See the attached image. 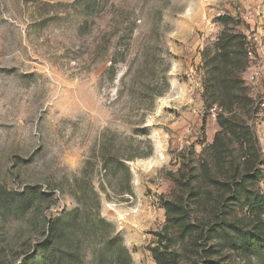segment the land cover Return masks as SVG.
Listing matches in <instances>:
<instances>
[{
	"label": "rangeland",
	"instance_id": "obj_1",
	"mask_svg": "<svg viewBox=\"0 0 264 264\" xmlns=\"http://www.w3.org/2000/svg\"><path fill=\"white\" fill-rule=\"evenodd\" d=\"M260 101L264 0H0V264H264Z\"/></svg>",
	"mask_w": 264,
	"mask_h": 264
},
{
	"label": "trees",
	"instance_id": "obj_2",
	"mask_svg": "<svg viewBox=\"0 0 264 264\" xmlns=\"http://www.w3.org/2000/svg\"><path fill=\"white\" fill-rule=\"evenodd\" d=\"M261 214H264V207H262L261 212L257 213V216L259 217L256 220V224L254 226V235L251 237L250 239V243L247 247V254H252L254 252H256L260 246L262 244H264V221H261ZM73 223V222H72ZM63 228V226H62ZM60 228L58 219H54L52 221L49 222V226H48V230H49V237L43 241L39 248H41V250H45V247L48 243H51V245L56 244L57 241V237L60 234H63V229ZM39 250V251H41ZM160 259V258H159ZM160 264V261H159Z\"/></svg>",
	"mask_w": 264,
	"mask_h": 264
},
{
	"label": "built area",
	"instance_id": "obj_3",
	"mask_svg": "<svg viewBox=\"0 0 264 264\" xmlns=\"http://www.w3.org/2000/svg\"><path fill=\"white\" fill-rule=\"evenodd\" d=\"M246 53H247L248 59L250 60V64L248 66L249 82L254 83L255 80L258 78L259 66L256 63H254L255 53L251 47H247ZM260 106L264 107V101H260ZM218 111H219V109L217 108L216 105H213L208 109V113L212 117H215L218 114Z\"/></svg>",
	"mask_w": 264,
	"mask_h": 264
}]
</instances>
